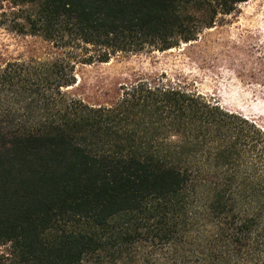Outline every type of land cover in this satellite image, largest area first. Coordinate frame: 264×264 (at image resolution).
I'll list each match as a JSON object with an SVG mask.
<instances>
[{"label":"trees","instance_id":"1","mask_svg":"<svg viewBox=\"0 0 264 264\" xmlns=\"http://www.w3.org/2000/svg\"><path fill=\"white\" fill-rule=\"evenodd\" d=\"M7 1L53 56L0 66V264H264L256 121L158 77L69 91L77 64L178 48L248 0Z\"/></svg>","mask_w":264,"mask_h":264},{"label":"rangeland","instance_id":"2","mask_svg":"<svg viewBox=\"0 0 264 264\" xmlns=\"http://www.w3.org/2000/svg\"><path fill=\"white\" fill-rule=\"evenodd\" d=\"M19 10L8 1L0 4V66L15 60L46 61L53 56L40 39L13 30ZM263 73L264 0H248L196 41L178 48L118 54L104 64H77V83L69 91L87 103L106 104L116 98L121 85L158 77L241 113L264 130ZM7 251L3 247L0 254ZM130 257L134 260L108 264H147L142 255Z\"/></svg>","mask_w":264,"mask_h":264}]
</instances>
